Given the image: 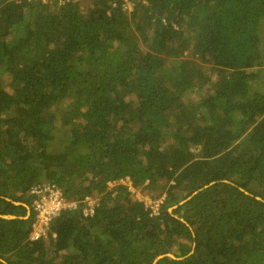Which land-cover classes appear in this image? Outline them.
<instances>
[{"label": "trees", "instance_id": "trees-1", "mask_svg": "<svg viewBox=\"0 0 264 264\" xmlns=\"http://www.w3.org/2000/svg\"><path fill=\"white\" fill-rule=\"evenodd\" d=\"M45 183L99 203L31 241ZM169 253L264 264V0H0V264Z\"/></svg>", "mask_w": 264, "mask_h": 264}, {"label": "built area", "instance_id": "built-area-1", "mask_svg": "<svg viewBox=\"0 0 264 264\" xmlns=\"http://www.w3.org/2000/svg\"><path fill=\"white\" fill-rule=\"evenodd\" d=\"M126 183L129 186L128 190L132 192L127 179ZM27 195L31 198L30 208L33 214L30 233L31 241L44 238L47 235V230L52 220L62 213L79 211L84 218H87L95 213V209L99 203L98 196H86L82 201H67L63 190L52 183L33 185L30 187ZM160 203H162V199L153 203V214L158 213Z\"/></svg>", "mask_w": 264, "mask_h": 264}, {"label": "rangeland", "instance_id": "rangeland-1", "mask_svg": "<svg viewBox=\"0 0 264 264\" xmlns=\"http://www.w3.org/2000/svg\"><path fill=\"white\" fill-rule=\"evenodd\" d=\"M127 6L128 7H131V4L130 3H127ZM192 58V57H191ZM170 62H168V64H169ZM257 68H253L252 70H256ZM200 96H202L201 94H199V93H197V92H195V93H193L192 94V98H197V99H199L200 98ZM46 117H48V118H50V120L52 121V122H50V124H49V130H50V133H53V134H58V135H60V137L62 138H64V140H67L68 139V136L67 135H65L66 134V131H67V128H65L64 130H63V132H56L55 131V128H54V130H51V127H52V125H53V118L54 117H50V116H46ZM57 125V127L58 126H60V122H59V120H56L55 121V126ZM57 145H59L60 147H62V145H61V143H60V141H58L57 142ZM162 185V182H160V184H159V186H161ZM162 192H163V190L162 191H160V188L158 187L157 188V190L155 189V190H150L148 193L149 194H147V195H141L140 193H138V194H136L137 195V197L139 198V200H142V201H144L145 202V205L148 207V208H150V209H153V207H154V202L153 203H151V199H153L152 198V196L154 197V195H161L162 194ZM176 193H177V195H176V197H183V196H185V193L184 192H181V191H176ZM159 199H164V197L163 196H160L159 198H156L155 199V201H158ZM17 204V203H16ZM25 207H26V209H27V212H29V208H28V206L27 205H24ZM169 254H171V253H169ZM173 255V254H172Z\"/></svg>", "mask_w": 264, "mask_h": 264}, {"label": "water", "instance_id": "water-1", "mask_svg": "<svg viewBox=\"0 0 264 264\" xmlns=\"http://www.w3.org/2000/svg\"><path fill=\"white\" fill-rule=\"evenodd\" d=\"M180 204H182V202H181ZM175 208H177V206L173 207V208L170 209L169 211L171 212V211H172L173 209H175ZM1 218H5V219H11V218H12V219H13V218H15V217H12V216H1ZM164 257H169V258L174 259V256H173L172 254H164V255L157 256V257L154 259V261H153L152 264H156L158 260H160V259H162V258H164Z\"/></svg>", "mask_w": 264, "mask_h": 264}, {"label": "clouds", "instance_id": "clouds-1", "mask_svg": "<svg viewBox=\"0 0 264 264\" xmlns=\"http://www.w3.org/2000/svg\"><path fill=\"white\" fill-rule=\"evenodd\" d=\"M128 180V179H127ZM129 181V180H128ZM129 183H130V187H131V182L129 181ZM132 189V188H131ZM137 196V195H136ZM164 197V196H163ZM138 198V197H137ZM139 199V198H138ZM159 200H161V199H159ZM163 201V200H162ZM145 205V204H144ZM145 207L147 208V209H149L150 211H151V215H157V214H153V212H152V209H150V208H148L146 205H145ZM159 211V210H158Z\"/></svg>", "mask_w": 264, "mask_h": 264}]
</instances>
